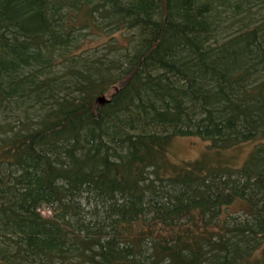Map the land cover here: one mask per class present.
<instances>
[{"label": "trees", "instance_id": "1", "mask_svg": "<svg viewBox=\"0 0 264 264\" xmlns=\"http://www.w3.org/2000/svg\"><path fill=\"white\" fill-rule=\"evenodd\" d=\"M185 137L206 150L178 163ZM263 244L264 0H0V264Z\"/></svg>", "mask_w": 264, "mask_h": 264}, {"label": "rangeland", "instance_id": "2", "mask_svg": "<svg viewBox=\"0 0 264 264\" xmlns=\"http://www.w3.org/2000/svg\"><path fill=\"white\" fill-rule=\"evenodd\" d=\"M207 142L200 138L196 137H185L177 138L174 140L173 144L170 147V155L172 159L178 163L193 161L199 159L204 151L206 150ZM253 143L245 144L239 148H236L233 151H230V154H235L237 159L240 162L244 161L247 153L253 148ZM237 149L239 152L237 153ZM236 151V152H235ZM237 153V154H236ZM46 215H50V212L47 210L43 211ZM264 249V244L261 250Z\"/></svg>", "mask_w": 264, "mask_h": 264}]
</instances>
